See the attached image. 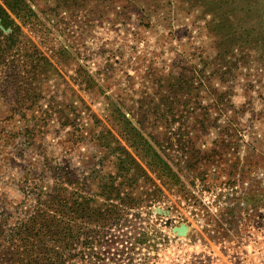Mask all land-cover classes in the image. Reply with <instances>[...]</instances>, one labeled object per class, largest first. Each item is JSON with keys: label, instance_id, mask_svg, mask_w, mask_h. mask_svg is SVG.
<instances>
[{"label": "rangeland", "instance_id": "obj_1", "mask_svg": "<svg viewBox=\"0 0 264 264\" xmlns=\"http://www.w3.org/2000/svg\"><path fill=\"white\" fill-rule=\"evenodd\" d=\"M218 2L0 0L1 227L99 173L70 263L264 264V0Z\"/></svg>", "mask_w": 264, "mask_h": 264}, {"label": "trees", "instance_id": "obj_2", "mask_svg": "<svg viewBox=\"0 0 264 264\" xmlns=\"http://www.w3.org/2000/svg\"><path fill=\"white\" fill-rule=\"evenodd\" d=\"M5 1L12 9L20 3V0H10V3L7 0ZM221 3L228 5L224 0H219L218 5L221 6ZM238 3H232L231 5L236 9V6L238 8L240 5ZM255 9L256 5L252 2L250 11L253 16L256 13ZM254 18L256 23H250L254 29L264 26L263 16L262 18ZM7 42L10 45L15 44L13 34L9 35ZM3 55L0 50V61L3 60ZM22 65L34 69V65L30 60L29 63H23ZM14 71H16V74L12 76V81L15 83H20L25 75L29 73L23 68ZM18 72L23 73L22 76ZM151 155L159 159L160 162L162 161L155 152H151ZM130 161L131 164H134V167L137 166L133 159L130 158ZM122 164L123 162H120V165ZM154 164L156 163L154 162ZM88 178L98 180V191L95 196L114 208L115 206L111 204V201L113 193L114 196L118 195L114 182L116 178L99 173H95L93 177ZM88 178L79 179L82 181L79 184V180L75 176L64 174V176L58 178L55 184L56 187L46 193L44 202L35 205L30 213H26L23 220L7 225V228L0 226L1 264H72L70 261L76 256L72 252L76 251L78 245L81 251L77 255L80 254L81 259H85V255L88 254L90 249L87 228L92 224L94 227H104L109 222L105 216H102L91 207L93 200L85 189L88 187ZM74 185L80 186L76 189ZM68 186L71 189H68ZM262 195H264V191ZM126 199L127 196L120 198L119 201H125ZM108 220L112 221L110 218ZM114 221H117L116 217ZM79 236H84L83 240H79ZM111 254L113 256L118 255V257L123 255L122 253L118 254V251Z\"/></svg>", "mask_w": 264, "mask_h": 264}, {"label": "water", "instance_id": "obj_3", "mask_svg": "<svg viewBox=\"0 0 264 264\" xmlns=\"http://www.w3.org/2000/svg\"><path fill=\"white\" fill-rule=\"evenodd\" d=\"M172 232L177 236H185L188 232V227L186 225H179L177 227L172 228Z\"/></svg>", "mask_w": 264, "mask_h": 264}]
</instances>
